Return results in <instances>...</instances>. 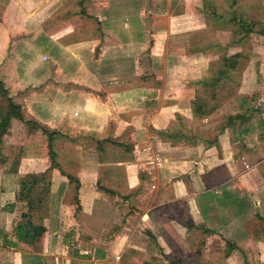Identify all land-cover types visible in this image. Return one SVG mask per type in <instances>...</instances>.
<instances>
[{"label":"crops","instance_id":"1","mask_svg":"<svg viewBox=\"0 0 264 264\" xmlns=\"http://www.w3.org/2000/svg\"><path fill=\"white\" fill-rule=\"evenodd\" d=\"M64 1L0 0V81L25 119L4 138L0 264H264V118L257 147L245 105L215 136L186 130L215 113H193L216 62L189 52L210 29L203 0L194 29L185 0H85L79 12ZM82 15L96 27L76 24ZM37 127L57 134L52 197L69 213L45 223L58 236L52 252L46 234L36 248L13 233L27 212L22 179L52 165ZM62 141L77 151L68 161Z\"/></svg>","mask_w":264,"mask_h":264},{"label":"trees","instance_id":"2","mask_svg":"<svg viewBox=\"0 0 264 264\" xmlns=\"http://www.w3.org/2000/svg\"><path fill=\"white\" fill-rule=\"evenodd\" d=\"M210 0H203V8L201 14L206 18L207 25L211 31H216L214 27L222 24L224 30L231 28L232 30V42L228 46L215 45L216 48L225 49V53H222V57L211 65V72L208 77L204 78L199 85V94L193 102V113L195 117L203 118L206 115V109L211 106L210 99L204 97V95H211L210 98L216 99L217 89L223 84L230 86V90L233 88H239L241 85L234 83L232 73L236 70L240 60L243 58V53L238 52L235 54H229V48L232 46L243 47L246 40L256 32L257 24L250 21L247 14L241 10L239 6V0H230L229 7L223 11L218 6L210 4ZM215 7V9H213ZM212 9V11L210 10ZM221 10V11H220ZM222 29H218L220 31ZM197 38V37H196ZM191 43L189 47L190 51L196 55H203L210 48H215L211 45L210 47L203 46V41L207 38L199 39ZM234 38H238L234 40ZM232 88V89H231ZM229 90V89H228ZM202 92L204 95H202ZM236 92H230V96H236ZM0 97L5 98V105H0V165L5 164L3 160L2 151L4 149V138L9 134L11 123L14 119L25 122L22 107L16 105L11 98L8 97V92L5 89L3 83L0 81ZM238 97V96H236ZM247 102L246 98L241 97V105H245ZM214 108V107H213ZM241 118V117H240ZM232 120V119H231ZM27 124H31L27 122ZM42 133L48 138V149L49 156L51 159V168L41 174H29L24 177L21 181V188L19 191V202L25 203L27 212L22 215L23 222L17 227V237L20 242L26 243L30 246L39 248L41 246L44 235L47 232L45 223L49 219V204L52 198V178L51 172L53 169H60V165L57 162V151L55 150V141L57 138L56 133H51L49 130L41 127H37ZM19 162V161H18ZM64 174V173H63ZM71 182L77 183L75 199H78L79 195V182L72 176H68ZM79 209V207H78ZM173 264H179V262H173ZM195 264H202L197 262Z\"/></svg>","mask_w":264,"mask_h":264},{"label":"rangeland","instance_id":"3","mask_svg":"<svg viewBox=\"0 0 264 264\" xmlns=\"http://www.w3.org/2000/svg\"><path fill=\"white\" fill-rule=\"evenodd\" d=\"M3 1L7 2L8 0H3ZM66 1L68 2L67 4L68 6H66L67 11L75 10L79 12L78 9H81L82 7H84V4H85V0L83 1L65 0L64 1L65 4L67 3ZM210 1H211L210 3L211 5L218 6L223 11H225L229 7L228 2L230 0H210ZM152 2L154 5H156V7H160L159 5H160L161 0H157L155 2L152 1ZM198 2L199 0H185V10L189 12L185 20L191 29H194V27H199L200 25H203L202 18H200V16L198 15L196 11V6L198 5ZM142 4L146 8L150 6L148 0H145ZM238 7H240L241 10L247 14L250 21L257 24L256 32H258V33L252 34L246 40L245 45L242 48L240 47L241 49H236V46H232L230 47V49H228L229 54H235V53H238V51H242L243 53V58L240 60L236 70H234L232 73V78H233L234 83L236 84L239 83L241 85L240 89L237 90V92H236L237 88H233L232 90L234 93L236 92V96L238 97H236L235 95L229 97L230 96L229 94L232 91L230 90V86L225 85V84L221 85L219 89H217L216 99L211 100L210 98L211 95L210 96L204 95V93L202 92V95H204V97L210 99L212 108L215 107V109L213 108L215 110V113L211 116V118L208 119V122H204L202 127H201V124L203 122L199 121L197 122V125H200V126H197V128L191 126V128L188 127L186 128V130H188L187 133L192 134L193 130L197 129V132L195 133L202 135L203 138H205L206 136L208 137L215 136V134L219 130H222L226 126L229 116L235 113L237 114L241 113V106H240L241 97L243 98L244 96H247V102L245 104V109L249 107V112L253 110L255 111L254 113L252 112L251 116L253 118L254 127H257L259 129V131H256L254 133L255 134V136H253L254 138L251 139V143L254 145V147H257L258 137L256 136L259 135L260 130H261V127L257 126V122L260 120V118H264L263 112L258 113L256 111V108H260L261 110L264 109V0H239ZM1 8L2 6L0 5V10ZM213 9H215V7ZM210 10L212 11L211 8ZM156 13H159L160 15H162L163 12L158 9L156 10ZM132 14L133 15H130V18L136 24L137 18L134 16L133 12ZM65 15L63 16L61 15L58 17L59 18L64 17ZM79 18L81 21L78 20L76 24H83V22H85L88 25L86 26L88 27V30L92 29L94 25L92 21H89L91 20V18L85 15H82V17L80 16ZM158 20L161 23L163 22L162 17H159ZM190 25H192V27ZM214 27L217 30L218 29H222V30L211 31V29H209L207 32L208 34L204 36V38H207V41L216 40L214 43L217 44L218 47L228 46V44L233 41L232 40V37H233L232 30H230L231 28H227L226 30H224V28L226 27H224L222 24H220L219 26L216 25ZM237 39L238 38H234V40H237ZM222 53L223 54L225 53V49L216 48V49L208 50V56H210L211 59H214L213 61H217L222 55ZM239 91H240V94H237ZM262 126L264 127V125ZM59 148L61 151H63V154L65 155V161H68V158L74 156L75 153L77 152L75 150V146L71 145L67 141H62ZM72 166H73V162H72ZM73 197L74 196H72V200H73ZM61 203H62L61 199L53 196L49 204L50 220L56 223L55 227L56 225H58V222L61 219L62 211L65 212V209H66V207L62 208V206L59 205ZM66 213H68L67 209H66ZM66 215H69V213ZM113 220L114 219H112V221ZM15 223L16 225H14L13 227V233L17 234L18 221L15 220ZM74 230L75 231L77 230L76 227ZM73 231L71 232L74 233ZM57 238L58 236H57L56 231L55 230L53 231V228H51V231H49V233L46 234L44 238V241H43L44 249H48V251L52 252L53 248H55L57 245L56 243ZM68 240L70 241V239ZM107 241L110 242L109 240H105V242ZM78 242L81 245V238L78 240ZM103 243H104V240H103ZM68 246L69 245H65L64 243L63 250H64L65 257L67 256Z\"/></svg>","mask_w":264,"mask_h":264},{"label":"built area","instance_id":"4","mask_svg":"<svg viewBox=\"0 0 264 264\" xmlns=\"http://www.w3.org/2000/svg\"><path fill=\"white\" fill-rule=\"evenodd\" d=\"M44 60H47V58L45 57ZM77 115V114H76ZM248 167V166H247Z\"/></svg>","mask_w":264,"mask_h":264}]
</instances>
